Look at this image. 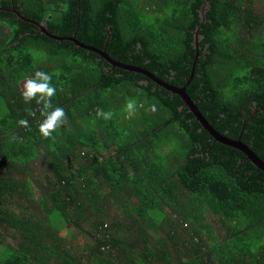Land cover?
<instances>
[{
    "label": "trees",
    "instance_id": "16d2710c",
    "mask_svg": "<svg viewBox=\"0 0 264 264\" xmlns=\"http://www.w3.org/2000/svg\"><path fill=\"white\" fill-rule=\"evenodd\" d=\"M197 49L187 94L264 160V0H0V264H264V171L111 62L182 86ZM37 70L66 113L49 138Z\"/></svg>",
    "mask_w": 264,
    "mask_h": 264
},
{
    "label": "clouds",
    "instance_id": "9594fccd",
    "mask_svg": "<svg viewBox=\"0 0 264 264\" xmlns=\"http://www.w3.org/2000/svg\"><path fill=\"white\" fill-rule=\"evenodd\" d=\"M52 76L44 71H35L33 76L25 79L23 82V91L21 93L25 103H30L32 100H36L37 104H41L40 110L43 119L39 121L38 130L44 138L51 137L60 126L65 123L66 113L62 107H53L51 103L52 97L56 95V87L52 85ZM139 107H144L143 104ZM137 104L135 100L129 99L125 104V111L130 118L136 112ZM155 105H150L146 111L154 113L156 111ZM30 116H34L35 112L28 110ZM96 115L104 120H110L113 117V112H105L103 110H97ZM17 123L22 127H29V122L26 119H21ZM15 138V137H13Z\"/></svg>",
    "mask_w": 264,
    "mask_h": 264
},
{
    "label": "water",
    "instance_id": "95a60500",
    "mask_svg": "<svg viewBox=\"0 0 264 264\" xmlns=\"http://www.w3.org/2000/svg\"><path fill=\"white\" fill-rule=\"evenodd\" d=\"M42 26V30L43 32L49 34L50 36L54 37V38H59V39H68L70 37H58L54 34H50L49 32H47L46 30V26L43 24ZM71 41L75 42L76 45L81 46V47H87L86 45H84L83 43L79 42L77 39L71 37L70 39ZM104 55H106L104 53ZM107 56V55H106ZM196 56L194 57L195 60ZM194 60H193V64H192V70L190 73L189 78L187 79V81L180 87L177 86H173L164 83L163 81H160L164 84H162L158 78L156 76H153L151 74H149L148 72H146L144 70V68H136V67H125V65L121 66L122 64H118L116 62H114V60L112 59L111 62H113L114 65L120 66L122 68L128 69V70H133L135 72H139L142 73L144 75H147L150 77L151 80H153L155 83H159L160 85H163L165 88L176 92L177 94H179L182 99L185 101V103L188 105L189 109L191 110V112L193 113L194 117L196 118V120H198L204 127L205 129L208 131V133L214 137L215 139H217L218 141H221L222 144L224 145H228L231 147H234L238 150H240L242 153L245 154V156L258 168H260L261 170L264 171V160H262L258 155H256V153L254 151H252L246 144H244L241 140L240 137H238L237 139H232L229 137H226L225 135L220 134L216 129H214L209 122L206 120L205 116L198 110L196 104L190 99V97L188 96L187 92H186V87L188 86V84L190 83V80L192 79L193 75H194ZM116 63V64H115ZM173 86V87H172Z\"/></svg>",
    "mask_w": 264,
    "mask_h": 264
},
{
    "label": "flooded vegetation",
    "instance_id": "af4514ba",
    "mask_svg": "<svg viewBox=\"0 0 264 264\" xmlns=\"http://www.w3.org/2000/svg\"><path fill=\"white\" fill-rule=\"evenodd\" d=\"M197 35V34H196ZM62 37H73V38H75L76 39V36L74 35V36H62ZM197 37V36H196ZM197 39L198 38H196V41H197ZM78 40V39H77ZM79 41V40H78ZM195 41V42H196ZM80 42V41H79ZM82 43V42H81ZM197 43V42H196ZM196 53V57L199 55V53H198V49H197V51L195 52ZM114 60V59H113ZM194 60V59H193ZM114 62H116V63H118V64H122V63H120L119 61H117V60H114ZM115 63V64H116ZM114 65V64H113ZM123 65H125V67H130V68H132V67H136V68H144V67H140V66H134V65H131V64H122L121 66H123ZM191 65H192V63H191ZM114 67H116V66H114ZM144 70L146 71V72H148L149 74H151V75H153V76H156L157 78H158V80L160 79L161 81H163L164 83H167V84H169V86L170 85H173V86H176V85H174V84H172V83H170V82H168V81H166L164 78H162V77H160V75H158L157 74V70H153V69H146V68H144ZM131 71H133V70H131ZM145 76V80L147 79V80H149V81H151L150 80V77L149 76H147V75H144ZM146 80V81H147ZM159 80V81H160ZM160 81V82H161ZM162 83V82H161ZM164 83H162V84H164ZM158 85H160L159 83H157ZM162 88L164 87L163 85H160ZM172 86V87H173ZM177 87H180V86H177ZM165 88V87H164ZM167 89V88H166ZM169 90V89H168ZM169 91H171V90H169ZM171 92H173V91H171ZM187 92V91H186ZM173 93H176V92H173ZM189 96V95H188ZM190 97V96H189ZM182 98V97H181ZM191 99V98H190ZM183 100V99H182ZM192 100V99H191ZM184 101V100H183ZM193 101V100H192ZM194 102V101H193ZM195 104H196V102H194ZM184 105L185 106H187L188 107V105L185 103V101H184ZM197 106V105H196ZM198 108V107H197ZM188 109H189V107H188ZM199 110V109H198ZM188 111H190L191 112V110L189 109ZM200 111V110H199ZM201 112V111H200ZM192 113V112H191ZM202 113V112H201ZM193 114V113H192ZM193 117H194V115H193ZM194 119L196 120V118L194 117ZM207 120V119H206ZM196 121H198V120H196ZM208 121V120H207ZM248 121V119H243V121H242V124H241V130H240V133H239V135H238V137H240V140H241V134H242V132L243 131H245L244 130V124H245V122H247ZM198 123L200 124V126H201V128L202 129H204V130H206L205 129V127L198 121ZM210 124V123H209ZM211 125V124H210ZM212 126V125H211ZM213 127V126H212ZM198 130H200V127L198 128ZM220 133V132H219ZM220 134H222V135H225L226 137H229V138H232V139H237L238 137H236V138H234V137H230V136H227L226 135V131H225V133H220ZM214 138V137H213ZM215 139V138H214ZM215 140H217V139H215ZM218 141V140H217ZM242 141V140H241ZM221 142V141H220ZM243 142V141H242ZM222 143V142H221ZM244 143V142H243ZM245 144V143H244ZM248 146V145H247Z\"/></svg>",
    "mask_w": 264,
    "mask_h": 264
},
{
    "label": "rangeland",
    "instance_id": "374dc122",
    "mask_svg": "<svg viewBox=\"0 0 264 264\" xmlns=\"http://www.w3.org/2000/svg\"><path fill=\"white\" fill-rule=\"evenodd\" d=\"M137 128V127H136ZM207 216L209 217L208 213H207ZM85 239H87V237H85Z\"/></svg>",
    "mask_w": 264,
    "mask_h": 264
}]
</instances>
